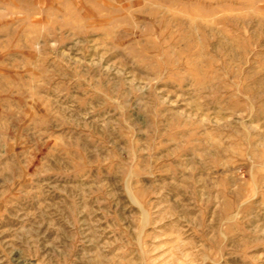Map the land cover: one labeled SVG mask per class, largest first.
<instances>
[{
    "label": "rangeland",
    "instance_id": "374dc122",
    "mask_svg": "<svg viewBox=\"0 0 264 264\" xmlns=\"http://www.w3.org/2000/svg\"><path fill=\"white\" fill-rule=\"evenodd\" d=\"M0 264H264V0H0Z\"/></svg>",
    "mask_w": 264,
    "mask_h": 264
}]
</instances>
